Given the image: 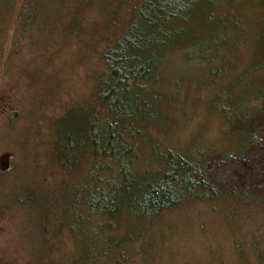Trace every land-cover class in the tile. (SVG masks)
I'll use <instances>...</instances> for the list:
<instances>
[{"label": "trees", "instance_id": "trees-1", "mask_svg": "<svg viewBox=\"0 0 264 264\" xmlns=\"http://www.w3.org/2000/svg\"><path fill=\"white\" fill-rule=\"evenodd\" d=\"M43 2L0 0V70L9 48L33 43L32 31L49 21L63 28L44 70H70L61 64L76 65L77 53L94 76L85 73L89 90L67 105L61 83L39 116L66 107L43 151L52 140L64 172L61 190L43 197L61 213L43 228L56 240L51 255L142 264L173 234L177 211L201 207L229 231L235 260L218 264H264V189L222 194L204 180L214 159L242 157L261 142L264 0Z\"/></svg>", "mask_w": 264, "mask_h": 264}, {"label": "rangeland", "instance_id": "rangeland-1", "mask_svg": "<svg viewBox=\"0 0 264 264\" xmlns=\"http://www.w3.org/2000/svg\"><path fill=\"white\" fill-rule=\"evenodd\" d=\"M52 1L44 0L42 5L48 6ZM62 28L63 25L43 22V26L40 24L31 33L33 43L19 40L21 51L18 47L9 48L10 41L4 58L7 70H0V264H71L66 253L65 258L51 255L48 247L56 244V240H50L43 229L53 217H61L55 201L45 207L43 201L51 200L61 190L64 172L53 158L52 140L50 154L43 156V151L46 152L45 145L50 140L47 132L55 135L54 120L65 114L66 107L48 110L41 121L39 116L45 105L54 103L61 83L67 82L63 84L65 95L61 98L67 105L89 90L85 79L94 76L90 71L86 73L90 70L89 61L85 62L88 69L83 68L77 53L74 54L76 65L70 61L61 64L70 70H44L42 57L45 59L46 53L53 57L60 50L55 44L60 39L54 34ZM29 45L33 46L28 48ZM51 114L53 120L47 122ZM200 132L205 133L206 127ZM86 162L83 160L79 165ZM204 180L222 194L264 189V131L261 142L244 156L229 161L214 159ZM70 181L65 179L67 183ZM187 211H177L171 223L173 234H165L162 246L156 244L152 249L153 260L146 255L142 264H218L217 261L235 260L227 242L229 231L221 225L219 215L205 214L201 207ZM170 219L162 218L167 222ZM61 244L59 247L68 250V242Z\"/></svg>", "mask_w": 264, "mask_h": 264}]
</instances>
